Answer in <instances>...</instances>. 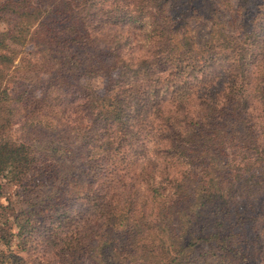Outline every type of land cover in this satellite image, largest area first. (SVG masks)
<instances>
[{
    "label": "trees",
    "instance_id": "16d2710c",
    "mask_svg": "<svg viewBox=\"0 0 264 264\" xmlns=\"http://www.w3.org/2000/svg\"><path fill=\"white\" fill-rule=\"evenodd\" d=\"M199 1L0 0V174L35 169L44 128L86 178L65 167L41 230L15 216L28 260L0 264H264V0L201 44Z\"/></svg>",
    "mask_w": 264,
    "mask_h": 264
},
{
    "label": "rangeland",
    "instance_id": "374dc122",
    "mask_svg": "<svg viewBox=\"0 0 264 264\" xmlns=\"http://www.w3.org/2000/svg\"><path fill=\"white\" fill-rule=\"evenodd\" d=\"M208 1L197 2L195 12L187 19L186 25L189 35H192L198 44L203 43L213 34L216 25V30L221 29L225 34L230 32L227 28H219L221 26H218V22H222L224 26L227 25L229 8L233 9L238 2V0H228L229 4L226 6L222 4V0H214L212 8L207 9L205 6ZM249 1L248 15H251L254 9L253 3L255 4L258 0ZM200 4H204V6H200ZM213 21H216L217 24ZM134 32L137 33V30ZM102 81V78L93 77L90 82L99 91L102 87ZM17 118L19 119V116H16L12 121L15 122ZM10 127V136L19 139L21 136L19 126L15 123ZM29 137L30 140L28 141L35 152V162L33 163L35 169L26 174L19 185L17 182L9 180L8 176L0 174V235L9 233V231L11 233L8 244L6 246L0 244V249L6 250L8 253L12 252V255H22L26 260H28L26 248L23 250L18 248L20 238L16 236L18 230L15 216L20 218L25 214V220L29 219L30 225H35L37 229L41 230L39 224L42 225L51 213L56 210L59 211L61 206L67 203L65 193L68 187L62 177L65 167L70 165L71 175L75 177L77 184L85 185L86 182L81 162L75 155L76 140L70 138L69 144L63 140L50 143V132L44 128L28 135ZM71 158L73 159L72 163ZM23 218L22 221H19L20 223L24 222ZM257 229L259 232L260 228ZM259 233L264 236V232ZM77 264H92V261L87 256H82Z\"/></svg>",
    "mask_w": 264,
    "mask_h": 264
}]
</instances>
